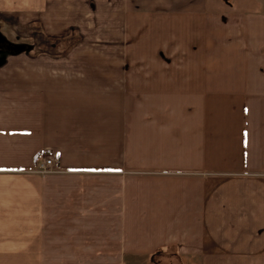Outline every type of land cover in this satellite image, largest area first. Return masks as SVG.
<instances>
[{
	"label": "crops",
	"instance_id": "0c3cea01",
	"mask_svg": "<svg viewBox=\"0 0 264 264\" xmlns=\"http://www.w3.org/2000/svg\"><path fill=\"white\" fill-rule=\"evenodd\" d=\"M11 12L0 264H264L262 0Z\"/></svg>",
	"mask_w": 264,
	"mask_h": 264
},
{
	"label": "rangeland",
	"instance_id": "374dc122",
	"mask_svg": "<svg viewBox=\"0 0 264 264\" xmlns=\"http://www.w3.org/2000/svg\"><path fill=\"white\" fill-rule=\"evenodd\" d=\"M262 1L264 3V0ZM0 33L9 42L18 46H28V48L32 50L33 45L27 43L25 36L21 32L20 26L15 23L13 12L5 14L0 13ZM34 47H36L35 44ZM9 54L10 52L7 50H0V66L5 62Z\"/></svg>",
	"mask_w": 264,
	"mask_h": 264
},
{
	"label": "water",
	"instance_id": "95a60500",
	"mask_svg": "<svg viewBox=\"0 0 264 264\" xmlns=\"http://www.w3.org/2000/svg\"><path fill=\"white\" fill-rule=\"evenodd\" d=\"M0 50H7L9 52H19L21 47L9 42L1 33H0Z\"/></svg>",
	"mask_w": 264,
	"mask_h": 264
},
{
	"label": "built area",
	"instance_id": "2783aa9c",
	"mask_svg": "<svg viewBox=\"0 0 264 264\" xmlns=\"http://www.w3.org/2000/svg\"><path fill=\"white\" fill-rule=\"evenodd\" d=\"M51 164H52V159H47L46 163H43L41 165L40 172L45 173V172L50 171L49 165H51Z\"/></svg>",
	"mask_w": 264,
	"mask_h": 264
}]
</instances>
